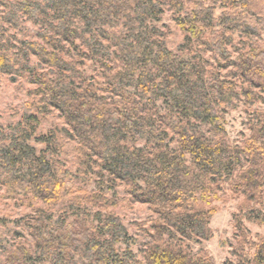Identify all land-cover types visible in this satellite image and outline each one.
I'll use <instances>...</instances> for the list:
<instances>
[{
	"label": "trees",
	"instance_id": "trees-1",
	"mask_svg": "<svg viewBox=\"0 0 264 264\" xmlns=\"http://www.w3.org/2000/svg\"><path fill=\"white\" fill-rule=\"evenodd\" d=\"M165 7L184 31L175 52L157 26ZM26 22L29 34L18 36ZM263 36L264 0H0V78L34 85L20 120L0 126V189L45 206L29 224L33 251L19 244L0 264H214L180 240L212 236L210 203L226 190L244 200L234 227L238 264H248L242 220L264 223ZM86 58L100 86L83 76ZM240 105L248 135L231 144L225 115ZM53 109L77 143L74 173L54 155V131L36 136ZM32 138L46 147L38 152ZM88 174L97 188L79 183ZM118 184L158 216L142 256L107 212L116 201L104 187ZM250 263L264 264V235Z\"/></svg>",
	"mask_w": 264,
	"mask_h": 264
},
{
	"label": "rangeland",
	"instance_id": "rangeland-1",
	"mask_svg": "<svg viewBox=\"0 0 264 264\" xmlns=\"http://www.w3.org/2000/svg\"><path fill=\"white\" fill-rule=\"evenodd\" d=\"M220 10L217 11L219 13ZM173 12L164 8L160 21L157 26L165 31V44L167 48L175 52L184 40V31H182L174 21ZM32 25L24 23L22 31H16L18 36L28 35ZM264 38V36H263ZM83 76L101 85L100 67L93 59H85L80 66ZM38 71L43 72V69ZM34 88L33 84H29L23 78H17L12 81L8 76L0 78V126L7 128L10 124L20 120L23 114V103L33 101V97L28 95V91ZM106 95V94H105ZM161 112H164V104L157 101ZM259 106V105H255ZM264 106V104H261ZM245 112L242 106L230 110L225 115V136L229 143H241L248 135V130L245 125ZM67 126L64 124L59 112L55 109L51 110L47 116L40 120V124L36 131V136L46 135L50 132H55L58 146L54 149L55 156L59 159L63 168L70 172H75L77 167V143L65 134ZM204 130L207 127L203 128ZM35 136V137H36ZM170 136V134H169ZM29 143L39 152L46 145L36 138H32ZM170 147H175V141L168 140ZM137 146H143L144 141L136 142ZM98 176L94 174L86 175L84 182H79L82 186L89 190L98 187ZM0 189V235L2 242L0 243V262L3 261L6 254L14 250V248L23 244L33 251L32 239L29 235V224L32 222L31 217L34 215L36 208L45 207L40 201L30 197L24 198H5ZM104 193L109 198H114L116 205L109 208L107 212H112L120 218L122 223L128 230L129 235L135 238V244L131 245L134 253L142 256L145 244L152 240L153 230L152 223L158 219L148 204L139 203L127 193L125 184H118L113 189L104 187ZM210 206L215 207V212L210 220L209 226L212 231V236L207 240L189 241L186 239L180 240V244L184 246L190 253H204L209 256L214 264H238V234L241 232L234 227V217L244 207V200L239 195L232 194L229 190L219 194V198L213 200ZM55 213L62 207L55 206ZM257 208L264 214V198ZM257 209V210H258ZM92 211L96 209L91 208ZM258 210V211H259ZM241 229L246 236L247 243H242L243 256L251 264L255 245L258 244L261 236L264 235V223L258 224L247 220H242ZM166 239V237H164ZM120 250L123 245L118 246ZM34 264H49L47 262L35 261Z\"/></svg>",
	"mask_w": 264,
	"mask_h": 264
}]
</instances>
